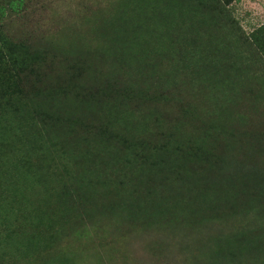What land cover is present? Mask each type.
<instances>
[{
	"label": "rangeland",
	"instance_id": "1",
	"mask_svg": "<svg viewBox=\"0 0 264 264\" xmlns=\"http://www.w3.org/2000/svg\"><path fill=\"white\" fill-rule=\"evenodd\" d=\"M129 1L24 0L18 11L8 10L0 19V33L10 40L23 41L49 53L47 62L42 65V81L37 83L41 89L58 81L63 88L73 85L77 91L86 89L95 92L107 81L113 84L109 77L115 75L114 71L118 72L119 76L115 75L117 79L131 77L132 80L126 79L137 83L134 89L148 85L149 95L143 100L133 97L129 105L134 114H139L140 110L147 115L155 105V114L159 118L148 119L143 131L138 128L140 138L146 137L155 142L158 136L163 137V133H168L167 138L173 135L186 143L197 135L207 133L221 139L219 133L224 131V138H230L229 132H232L236 136L235 142L243 145V148H238L234 144L230 150L236 168L227 167L224 173L211 175L215 182L213 188L219 194L208 196L216 204L191 207H200V211L206 215L204 219H201L202 213L196 215L188 212L187 195L180 206L169 208L163 217L156 214L151 218L132 215L123 209L111 210L109 201L112 198L100 199L99 191L92 200L101 208L93 206L87 197L88 203L78 206L75 211L72 205L68 211L63 201L60 205L54 203V199L58 200L57 191L63 184L62 177L49 176L60 173L63 164L72 174L76 172V165L79 166L71 159L68 162L65 152L71 153L84 143L85 128L74 118L98 125L104 115L103 111L98 110L102 117L98 116L87 107L75 110L71 102L77 97H73V91H68L73 98L67 105H62L63 101L58 102L55 114L58 118L65 116L64 109L67 108V118L64 120L72 122L78 133L73 137L65 136L55 128L50 131L44 128L36 133L37 155L53 149L56 153L57 148L61 152L63 147L64 157L54 156L56 159L52 167L55 172L46 174L42 184L31 189L28 181L29 186L22 188L32 203L25 204V198L13 203V212L8 218L13 225L1 221L6 217L0 212V233L13 226L42 242L27 254L0 243V264H264L263 191L260 192L257 187L260 193L252 192L256 194H252L255 200L252 207H244L247 201L245 195L239 191L231 193L230 190L236 188L229 186L234 170H248L243 172L248 179L251 171L264 176V147L258 153L256 149H249L252 143L256 146L252 134L264 131V86H261L264 83V59L260 58L248 40L264 24V0H231L227 5L229 11L224 15L215 14L214 18L202 14L193 19L187 15L184 27L169 30L170 33L165 24H155L151 37L143 44V52L152 49L153 53L144 58L137 57L141 61L140 66L132 55L124 58L125 55L111 54L113 44L107 45L104 37L114 30L108 29L107 33L102 31L105 23H113L116 11L123 9L122 3ZM163 1L143 0L155 5L152 11L159 18H165L161 14L165 13L171 21L172 13L168 6L160 4ZM1 3L6 4L4 0H0ZM129 8L132 6H127L126 10ZM168 37L173 39V44L167 42ZM118 57L126 60L117 66L114 64H117ZM80 63L83 68L81 76L69 81L67 78L72 75L69 66L74 64L73 70L76 71ZM88 64L93 66L91 71L95 70L94 78L91 71L87 74ZM104 73V78L98 77ZM151 83L157 84L159 92L165 95L153 101L149 91L151 88L154 94ZM97 97L107 99L104 94ZM68 127L72 126L65 127V131H68ZM25 132L29 134L30 130ZM11 133L9 131L4 135L9 145ZM13 144L14 147L20 146L19 141ZM26 149L34 153L33 148ZM99 157L102 161L109 158L108 154ZM30 158L33 162L39 160L35 154ZM89 174L94 180L102 177ZM16 178L10 160L6 156L0 158V203L8 196L4 186L8 182L15 183ZM115 178L114 173L112 180ZM246 178L244 180L250 187L251 181ZM68 201L71 205L72 200L69 198ZM38 206L52 212H49L53 218L51 227L50 221H44L40 226L26 223ZM189 217H195V220L189 222ZM3 235L0 234V241ZM228 238L237 241L239 238L241 241L233 244L232 256L227 254L229 245L225 240ZM217 247L221 251H217Z\"/></svg>",
	"mask_w": 264,
	"mask_h": 264
},
{
	"label": "trees",
	"instance_id": "2",
	"mask_svg": "<svg viewBox=\"0 0 264 264\" xmlns=\"http://www.w3.org/2000/svg\"><path fill=\"white\" fill-rule=\"evenodd\" d=\"M4 1L6 4H0V19L6 15L8 10L18 11L24 2V0ZM230 1L164 0L160 4L169 7L172 13L170 21V18H167L169 16L165 13H161L164 15L163 17L166 16L165 18H159L152 11L155 9L153 3H144L143 0H130L128 3H122L123 9L116 11L113 23L103 25V32L107 33L108 29L114 30L108 37L106 34L104 39L107 45L113 44L114 48L111 49V54L125 55L124 58L126 55H132L135 60L137 57L144 58L151 52L153 53L152 49L149 52H143L145 51L143 44L151 37L152 27L155 24L157 26L160 23L165 24L168 33H170L174 28L181 29L184 27L187 22L185 21L187 15L193 19L202 14L210 18H214L215 14L224 15L229 11L227 5ZM127 6H132V8L127 11ZM155 17L157 19H150ZM152 20L153 22L149 23ZM148 24L150 25L148 26ZM169 30L171 31L169 32ZM248 40L253 44L260 58L264 59V24L258 27ZM167 42L173 44V39L168 37ZM181 48L183 49V47ZM48 56L49 53L45 49L30 46L23 41L10 40L0 33V155L6 156L10 160L11 167L17 176L15 183L8 182L4 186L8 196L3 203H0V212L6 217L1 221L7 222L5 224L10 226L13 225L8 220L13 212V203L15 204L23 198H25V204L30 205L32 203L28 196L23 193L24 191L22 192V188L29 186V183L31 189L42 184L47 177L46 174L55 172L52 167V163L56 159L54 156L57 154L58 157H64L65 149L63 147L62 153L57 148L56 153L53 149L37 155L35 153L36 133L44 128L49 131L55 128L59 133L62 132L65 136L70 137L78 133L71 124L72 122L64 120L67 118V108L64 109L65 116L58 118L56 117L58 115L55 114V106L58 102L63 101L62 105H67L73 97H77V100L71 102L75 110L87 107L86 109L98 116H101L98 110L103 111L104 115L101 116L102 119L98 125L81 122L80 119L74 118L82 123V127L85 128L83 132L84 143L79 148L72 150L71 153L65 152L68 155L67 161L69 162L71 159V161L77 162L79 166L76 165V172L72 174L67 165L63 164L60 173L49 176L62 177L61 188L59 190V187L55 188L59 193L58 198L56 197L58 200L54 199L55 204L60 205L63 201L68 211L72 205L73 211H75L78 206L88 203L87 197L94 204L92 198H95L96 192L99 191L100 196L98 197L100 199L112 198L109 201L111 210L123 209L132 215H146L153 218L156 214L163 217L169 212V208L180 206L186 195L187 210L192 214L199 215L202 213L200 207L192 209V206H209V204L215 203L208 196V194L211 196L219 194L218 190L213 188L215 182L211 179V175L220 172L222 174L227 167L236 168L233 160L234 155L230 150L234 144L238 148H243L242 144L235 142L236 136L232 132H229L230 138H224V132H226L224 131L219 133L221 139L217 136L211 137L212 134L207 133V135H197L196 138H191L186 143L181 142L179 137L173 135L167 138L168 133H163V137L158 136L155 142H151L152 139H146V137L140 138L138 137L139 132L146 128L148 119L156 120L159 118L158 114H155V105L150 109L153 111H148V115L141 113L140 110H138L139 114H134V110L129 108L133 102V97L143 100L149 95L148 85L145 84L146 88L134 89L137 83L129 81L132 80L131 77H126L129 80L126 78L124 80L117 79L115 75L119 76L118 72L114 71L115 75L109 77L110 80H113V84L107 81L105 85L99 86L95 92H89L86 89L85 91H77L73 85H67L66 88H63L64 86H61L58 81L54 83L55 86L49 83L50 85L41 89L37 83L42 81V65L47 62ZM118 58L117 64L114 65L118 66L126 60ZM138 62L140 66L141 61ZM73 65L69 66V70L72 72V75L67 78L69 81L78 79L83 70L81 63L76 71L73 70ZM88 66L87 74L93 67L90 64ZM94 72L95 70L91 71L93 78L95 77ZM104 76L105 73L98 75L99 78H104ZM119 82H121L120 86H117ZM150 86L154 88V94L149 88L153 101L158 99L157 97L165 95L159 92L157 84L151 83ZM261 86H264V83H261ZM68 91H73V97H70ZM100 94H104L107 99H99L97 95ZM67 126L72 127H68V131H65ZM138 128L140 130L137 132ZM29 130V134L25 132ZM9 131L12 132L10 145L4 138V135ZM255 133L251 134L255 137L256 146H253L252 143L249 149H256L258 153L264 147L262 144L264 131ZM261 138L263 139L260 140ZM14 141H19L20 146L14 147ZM26 148H33L34 153ZM32 154L37 156V160L39 158L38 162L32 161L30 158ZM103 154L109 156L105 161L99 157ZM244 171L248 172V170ZM244 171L237 172L234 170V177L230 176L229 186L233 185L236 189L230 190V192L237 193L239 191L243 193L247 200L244 207H252V203L255 201L252 194L255 196L263 191L264 196V176H258L256 172L251 171L248 179L246 178L247 175L243 173ZM89 173L92 175L95 173V175L98 174L102 177L94 180L88 176ZM114 173L116 178L112 180ZM244 178L251 181L250 187ZM257 187L260 192L257 191ZM252 192H256V194ZM19 193L22 194L19 195ZM69 198L72 200L71 205L68 203ZM48 200L50 201V199ZM37 204H40L39 200ZM93 206L100 207V204ZM96 210L98 211V209L93 211L96 212ZM49 212L51 211L43 210L38 206L37 211L31 213V219L26 223L40 226L44 224V221H50L51 227L53 218ZM205 216L202 213L201 219H204ZM188 220L189 222L194 221L195 217H189ZM10 226L5 228V232H1L4 235L1 236L0 243L4 244L5 247L15 251L20 250L27 254L32 247L35 249L42 242L40 239H34L37 238L36 236H31L23 230H17ZM238 240L230 238L225 240V243L229 245L228 255L232 256L231 248L233 244L241 242L239 238ZM217 251H221V248Z\"/></svg>",
	"mask_w": 264,
	"mask_h": 264
}]
</instances>
